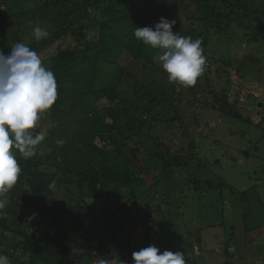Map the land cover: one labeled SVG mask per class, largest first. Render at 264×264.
<instances>
[{"label":"trees","instance_id":"obj_1","mask_svg":"<svg viewBox=\"0 0 264 264\" xmlns=\"http://www.w3.org/2000/svg\"><path fill=\"white\" fill-rule=\"evenodd\" d=\"M246 2L52 0L30 10L22 0H0V50L6 54L12 49L10 31L11 40L15 41L20 27L37 20L66 25L62 32L54 33L49 42L35 45L39 47L37 51H42L49 43L69 33L79 43L73 50L61 51L45 66L54 73L58 84V99L47 112L51 124L49 136L43 141L47 142V150L34 158H26L17 152L22 169L19 180L7 193L0 194V201L7 203L0 210V252L3 255L11 259L25 255L24 261L20 259L22 264H91L101 256L118 258V264L132 262V253L137 251V246L133 247L128 237L122 238L123 224L116 229H111V225H116V219L123 217V212L144 215L139 200L145 203L147 213L150 209L138 194L143 180L135 177L137 172L149 174L143 165L149 164L146 161L149 156L155 159L158 175L165 177V183L160 185H163L160 194L164 197L168 194L162 201L170 206L169 193L174 189L171 182L174 172L181 171L174 180L176 185H182L179 182L182 172L193 171L196 167L191 163L195 160L193 153H173L147 134L157 126L181 119V97L184 93L179 94L168 77L152 75L142 79L139 74L130 71L134 63L141 64L142 69L152 66L159 52V49H153L135 38L134 31L136 27H154L160 17L167 16L169 20L177 21L173 32L188 37L191 28L171 13V9L186 6V3L197 8L191 16H186L187 20L206 22V27L218 23L223 31L228 26H224L228 19L223 12L240 25H244L246 20L256 21L257 16L260 20V14ZM1 6L5 9L1 10ZM98 9H103L106 20L100 21L92 16V11ZM89 31H95L97 36L88 39ZM192 33V38L199 39L204 49L208 42L203 35L207 33ZM28 47L35 48L30 44ZM203 55H206L205 51ZM123 56L131 62L121 65ZM113 64L117 67L116 76L107 71ZM205 70L202 74L205 82L198 84L197 80L187 90L194 96L210 94L214 98L211 106L226 115L234 106L228 103L226 96L221 97L213 90L207 91L211 84ZM102 98L106 99V103L100 105L98 103ZM233 116L238 117L236 114ZM35 131L41 132V129L37 127ZM133 140L138 146H131ZM147 146H155L158 151H148ZM142 150L146 153L144 161L138 158ZM187 185L197 192L201 188L211 190L214 183L194 177ZM85 187L88 193L84 194ZM71 190L78 191L77 197L73 198L74 204L60 202L58 195L62 191L69 194ZM111 193L116 196L114 200L110 199ZM129 199L132 204L127 206ZM99 203L106 211L99 213ZM159 211L158 206L156 215L161 219L159 222L173 232L178 230L180 234L190 235ZM33 213L37 216L29 220ZM99 219L110 224L105 228L106 234L93 230L99 226ZM129 221L136 223L132 218ZM100 225L103 227V224Z\"/></svg>","mask_w":264,"mask_h":264},{"label":"rangeland","instance_id":"obj_2","mask_svg":"<svg viewBox=\"0 0 264 264\" xmlns=\"http://www.w3.org/2000/svg\"><path fill=\"white\" fill-rule=\"evenodd\" d=\"M22 1L25 2L27 9L35 10L52 0ZM246 1L248 5L252 4L253 9L260 14V20L257 16L256 21L246 20L244 25H240L234 21L232 16L223 12L228 19L227 24L224 25L228 26L224 31L219 28L218 23L206 27V22L187 20L186 16H191L197 10L194 5L186 3V6L180 5L171 9V13L176 15L175 18L179 22L191 28L188 36L193 37L192 31L197 32V35L207 33L203 35L206 36L208 42L203 49L206 54V70H204L211 84V88L207 91L213 90L221 97L226 96L228 103L234 108L225 115L218 111L219 108L215 109L211 106L214 98L210 94L206 93L204 97L200 94L194 96L188 91L190 86L185 87L178 82H172L179 94L184 93L181 97V119L157 126L147 134L162 142L173 153L179 155L193 153L195 160L191 163H194L196 167L193 171L182 172L179 181L182 185L180 183L176 185V180H174L181 171L174 172V178L171 180L174 189L172 193H169L170 206L162 201L168 194L166 197L160 194L159 190L163 187L160 185L165 183V177L162 174L158 175L155 169V159L149 156L146 160L149 164L143 165L149 174L137 172L135 177L143 180L141 187L138 188V194L149 204L150 209L147 213L145 209L148 208L144 207L145 203L139 200L144 215L123 212L121 213L123 217L116 219V225H111V229H116V226L123 224L122 238L128 237L131 245L137 246V251L155 245L161 251H181L186 257L192 256L193 259L195 250L203 252L202 246L196 243L199 242L200 237L202 240L200 243L208 248L206 253H203L205 257L211 259L216 251V255L222 258L224 252H231V248H226L228 238H230L229 245L231 246L234 244L233 237L239 241L244 239V243H248L251 250L253 241L250 243L248 239L258 238L254 241H259L257 248L264 257V0ZM4 9L5 7L1 6V10ZM240 11L243 10L240 9ZM92 12L95 19L100 21L107 19L103 9ZM171 13L166 14L171 15ZM37 25L48 32L47 37L40 40L35 38L34 28ZM65 28L66 25L55 24L51 20H37L35 23L20 27L15 41L11 40L12 31L9 30L10 45L13 47L16 43H24L27 46L29 44L34 46V51L38 53L43 65L46 66L61 51L73 50L78 46V41L69 33L49 43L42 51H37L39 47L35 45L42 46L53 39L54 33L62 32ZM96 36L95 31H89L87 34L88 39ZM157 56L158 54L152 66L149 65L142 69L141 64L134 63L130 71L139 74L142 79L143 77L150 78L152 75L159 78L168 77L160 66ZM130 62L128 57L123 56L121 65H127ZM107 71L110 75L116 76V65L113 64ZM197 80L198 84H203L204 75L198 77ZM105 103L106 99L102 98L98 104ZM233 114L238 115L239 118L234 117ZM240 118L242 120H239ZM50 127L49 114L46 113L42 115L38 128L45 137H48ZM33 133H36L35 129ZM46 144L47 142H42L36 146L34 154L30 157L34 158L40 153L44 154L47 150ZM130 144L132 147L138 146L136 140L131 141ZM147 150L158 151L155 146H147ZM144 152L142 150L138 154V158L143 161L146 155ZM194 177L204 182L211 181L214 185L211 190L201 188L196 192L192 186L187 185L188 181ZM221 184L227 187H222ZM82 192L88 193L87 188L85 187ZM144 193L147 194L143 197ZM77 195L78 191L71 190L69 194L62 191L58 197L60 202L73 205V198ZM114 197L116 196L111 193L110 199L114 200ZM131 204L132 201L129 199L127 206ZM6 205L7 203L4 204V208ZM110 205L115 206L114 203ZM98 206L99 213L106 211V209L103 210L102 203ZM158 206L159 212L172 218L175 226L181 227V230L188 232L190 236L180 234L178 230L173 232L167 225L159 222L161 219L156 215ZM131 218L136 220L135 224L129 221ZM99 223L103 224V227L99 224L93 230L95 233L104 231L103 233L106 234L105 228L110 224L102 219H99ZM109 238L107 235L106 239L109 240ZM93 242L96 246L97 240ZM93 253L95 254L96 251ZM0 255L3 254L0 252ZM217 256L215 261H218ZM6 257L9 264H22L20 259L24 261L26 258L21 254L16 259ZM97 260L91 264H118V258L101 256ZM192 263L194 261L188 260V264ZM123 264H131V261L130 263L124 261Z\"/></svg>","mask_w":264,"mask_h":264},{"label":"clouds","instance_id":"obj_3","mask_svg":"<svg viewBox=\"0 0 264 264\" xmlns=\"http://www.w3.org/2000/svg\"><path fill=\"white\" fill-rule=\"evenodd\" d=\"M176 23L175 19L160 17L154 27H136L134 36L145 45L159 49L157 59L170 83L194 86L204 71V50L199 39L174 33ZM34 35L40 40L48 32L37 25ZM57 99L56 77L43 65L36 51L24 43H16L7 55L0 50V194L7 193L19 180L22 169L17 152L30 157L45 140L42 132L34 134L33 130ZM3 208L0 201V210ZM36 216L33 213L28 219ZM132 259L134 264H186L183 252L161 251L155 245L134 251ZM0 264H9L8 258L0 255Z\"/></svg>","mask_w":264,"mask_h":264},{"label":"crops","instance_id":"obj_4","mask_svg":"<svg viewBox=\"0 0 264 264\" xmlns=\"http://www.w3.org/2000/svg\"><path fill=\"white\" fill-rule=\"evenodd\" d=\"M189 237L190 235H185ZM258 238H253V239H248V241L252 243L253 249H249V244L244 243V239L239 241V239H236L233 237V242L234 244L231 246L229 245L230 238H228V243L226 245V248H231V252H224V256L222 258H219L215 254L212 255L211 259H208L207 257L204 256L203 253H206L205 251L208 249L207 246H204L202 243H200L201 238L199 237V242L197 241L196 243L200 244L202 246V251L200 250H195L194 256L192 259V256H185L186 264H188V260L194 261L192 264H264V257L262 253L260 252V249L257 248L259 241H254L257 240ZM226 249V250H227ZM200 252V253H199ZM200 254V255H199ZM218 257V261H215V257ZM261 256V257H260ZM252 257V259H250ZM131 264H134V261L132 259Z\"/></svg>","mask_w":264,"mask_h":264},{"label":"water","instance_id":"obj_5","mask_svg":"<svg viewBox=\"0 0 264 264\" xmlns=\"http://www.w3.org/2000/svg\"><path fill=\"white\" fill-rule=\"evenodd\" d=\"M260 107V106H259Z\"/></svg>","mask_w":264,"mask_h":264}]
</instances>
